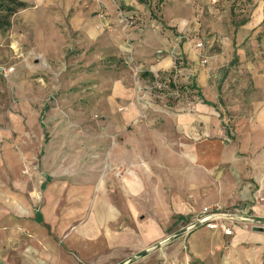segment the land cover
I'll return each instance as SVG.
<instances>
[{
  "label": "crops",
  "instance_id": "1",
  "mask_svg": "<svg viewBox=\"0 0 264 264\" xmlns=\"http://www.w3.org/2000/svg\"><path fill=\"white\" fill-rule=\"evenodd\" d=\"M115 1L124 7L125 14L135 18V25L126 29L124 35L120 31L117 7L110 0H76L77 5L70 8L75 20L68 21L66 26L70 32L76 28L86 38L90 36L88 45L98 42L100 51L106 48L119 59L130 52L143 71L149 68L165 73V69L171 68L173 61L164 55L171 47L187 61L198 60L195 55L192 59L187 57L184 41L177 52L174 34L188 33L190 39L196 40L199 29L209 34L220 31L219 35L213 33L211 40L225 39L233 51L229 67L239 63L244 69L234 79V82L244 80L243 85L239 83L234 102L240 103L235 108V120L230 122L236 137L228 148L210 144V148L203 151L201 142L185 144V137L189 140V137H198L190 128L181 139L187 151L171 150L169 145L161 148L152 145L153 148L145 144V150H119L110 156L104 152L102 162H97V156L86 153L88 163L73 167L50 166L46 158L25 174L24 148L18 144L16 149L10 144V137L2 135L0 264H192L195 259L199 264H233V259L227 255L232 246L235 249L231 252L238 255L242 253L243 244L250 241L258 246L261 243L260 247L264 248V236L253 234L255 231L242 225L233 227L231 237L200 226L181 235L174 246L163 247L140 261L130 262L134 256L169 239L173 225L188 220L191 222L186 223L187 226L195 225L196 219L206 211L234 215L251 212L257 219L264 218V206L257 200L264 196V51L253 57L246 50V46L258 45L260 41L264 47V0H216L213 3L216 5H212V0H163L165 24L152 21L153 12L147 3ZM221 9H226L224 17H228L226 13L231 17L225 24L216 23ZM238 13H243L242 21L236 24ZM109 22L115 28L114 33L98 30L106 28ZM222 29L229 30L230 34ZM85 42L82 39L79 44ZM174 58L177 62L178 58ZM228 75L229 80H226ZM234 76V71L226 69L218 85L222 89L216 94L217 102L208 103L204 101L206 96L202 98L203 88L207 86L205 73H200L199 80L193 84L203 102L199 106L200 114L203 113L199 119L204 137H212L217 131L224 88H229L225 83H231ZM120 89L124 93L123 87ZM123 115L124 122L127 115ZM128 116L134 118L130 113ZM181 122L184 128L185 123ZM243 126L249 129L243 130ZM21 129L25 132L24 126ZM22 137L25 135H19L18 139ZM161 138L146 137L145 141L155 144L162 141ZM101 141L107 146L111 144L106 137ZM107 158L126 167L120 180L111 168L105 167ZM187 226H182L179 232ZM185 236L189 238L186 240ZM183 238L188 243L186 246L182 244ZM216 238H221L220 246ZM229 240L232 245L226 247V243L230 245Z\"/></svg>",
  "mask_w": 264,
  "mask_h": 264
},
{
  "label": "rangeland",
  "instance_id": "2",
  "mask_svg": "<svg viewBox=\"0 0 264 264\" xmlns=\"http://www.w3.org/2000/svg\"><path fill=\"white\" fill-rule=\"evenodd\" d=\"M21 1L27 3L28 7L20 10L10 19V27L0 28V137L2 135L10 137V144L15 147L21 145L24 148L27 167L25 174L33 170L34 164L38 167L39 162L46 158L50 166L73 167L88 163L87 154L98 158H96L98 161L95 158L91 160L102 162L104 152L110 153V156L113 155L112 152L119 150L122 152L130 151L132 148L145 150L147 149L143 147L145 144L160 148L162 145L164 147L169 145L171 150L187 151L181 139L184 131L187 134L190 128L198 137H189L191 140L185 137L187 145L190 142L192 144L201 142L205 146L202 147L203 151L208 150L210 146L228 148L231 145L236 136L230 122L235 120L233 119L235 108L240 105L234 102L241 86L239 83L244 84L242 78L236 82L234 79L244 69L239 63L235 67H229L233 51H230L225 39L221 38L217 40L218 42L211 40L213 33L219 35L220 31L209 34L208 31L199 29L196 40L190 39L188 33H177V36L174 34L173 42L174 46H177L175 47L177 52H180L178 47L184 41L187 57L192 59L195 55L198 60L187 61L184 55H177L171 47L169 51L164 52V55L173 61V66L165 69V73L163 70L156 71L149 68L137 73L136 60L130 52L127 53L128 56L121 55L119 59L117 54L113 56V53H108L106 48L100 51L102 48L98 42L93 46L88 45L90 36L86 38L76 28L70 32L66 25L68 21L72 23L75 20L70 8L72 5H77L76 0L73 2L72 0ZM110 1L117 8L119 6L125 11L120 3L115 0ZM139 1L147 3V6L150 5L154 17L152 21L166 23L162 14L163 0ZM213 1L212 5H216ZM171 7L173 9V6ZM238 9L241 10L240 7ZM106 11L109 12L107 9ZM225 11L226 9L219 11L216 23L225 24L231 19L229 13H226L227 18L223 16ZM209 15L211 14L207 16ZM242 15L243 13L235 15L236 24L242 21ZM211 18L215 16L211 15ZM99 25H101L100 21ZM101 29H105L104 32ZM98 30L112 34L115 28L109 22L106 28L102 27ZM120 31L123 33V30ZM221 31L230 34L229 30ZM235 32L237 36V29ZM82 39L87 42L79 44ZM200 42L204 45L202 50L196 47ZM261 44L260 41L258 45L246 46L247 54L254 57L263 52L264 47ZM172 52L175 54L172 55ZM97 53L100 54L99 57ZM174 56L178 58L177 62ZM200 59L207 60L206 64H202ZM226 69L234 71L235 76L231 79V83H225L229 88H224L225 94L221 105L223 111L221 110V117L218 119L216 133L212 137H204V127L200 125L203 113L200 114L199 111V106H202L203 102L193 84L197 79L199 80L200 73H205L207 86L203 88L202 98L206 96L204 101L208 103L217 102L219 96L217 97L216 94L222 89L218 85ZM226 80H229V75L226 76ZM121 82L123 85L120 84ZM121 86L124 93L121 92ZM129 113L134 118L130 119ZM122 115H127L124 122L121 119ZM183 119L185 121L181 122ZM179 122L185 123V127L183 128ZM22 126L25 132L22 131ZM242 129L249 128L243 126ZM19 135H25V138L18 139ZM104 137L110 140L109 146L101 141ZM146 137L148 139L162 137V141H157L155 144L148 143L145 141ZM193 139L198 142L192 141ZM106 160L105 167L111 168L114 176L120 180L126 167L111 162L113 158ZM263 198L264 196H259L257 199L262 206H264ZM212 212L257 219L251 212L245 215ZM200 217L196 220H200ZM257 221L260 223L256 225L251 223L241 225L249 231H255L253 234L263 237L264 218ZM190 222L188 220L180 225H173L169 232H171L170 237L175 239L170 242H166L168 238L164 239L160 242L164 243L163 246L159 249H150L148 255L160 251L163 247L174 246L175 242L182 238L177 236L180 228ZM189 236L184 238L187 240ZM183 239L182 244L186 246L188 243L186 244V240ZM215 242H219L217 246H220L221 238H216ZM210 243L212 245V240ZM255 243L250 241L249 244H243L241 255L233 254L231 251L235 248L232 246V250L227 254L230 260L233 259L232 263L264 264V248L260 247L261 243L260 246ZM226 244L228 245L226 247L232 245ZM142 258L144 257L137 255L131 258L130 262L140 261ZM192 264L199 262L195 259Z\"/></svg>",
  "mask_w": 264,
  "mask_h": 264
},
{
  "label": "built area",
  "instance_id": "3",
  "mask_svg": "<svg viewBox=\"0 0 264 264\" xmlns=\"http://www.w3.org/2000/svg\"><path fill=\"white\" fill-rule=\"evenodd\" d=\"M213 2H216V0H214ZM117 11L119 13V21L123 32H125L126 29L133 27L135 25V18L133 16L125 14L124 11L121 10L119 6L117 8ZM103 20L106 21V17H103ZM196 47L197 49L202 50L204 45L203 43L200 42L197 43ZM206 62H207L206 60H203L202 64H206ZM135 70L137 71V73H139L140 71L143 72L142 69H140L137 65L135 66ZM262 202L264 204V198L262 199ZM200 218L201 219L198 220L197 223L202 222L203 223L202 226H206L211 231H221L227 237L233 236L234 233L233 227L235 225H241L242 223H251L253 225H256L260 223V221H257V219L253 217L219 215L218 213H213L212 211H206L205 213H203V215ZM193 226L194 225H192L189 228H192Z\"/></svg>",
  "mask_w": 264,
  "mask_h": 264
},
{
  "label": "trees",
  "instance_id": "4",
  "mask_svg": "<svg viewBox=\"0 0 264 264\" xmlns=\"http://www.w3.org/2000/svg\"><path fill=\"white\" fill-rule=\"evenodd\" d=\"M27 7V3L21 0H0V28L7 29L10 27V19Z\"/></svg>",
  "mask_w": 264,
  "mask_h": 264
},
{
  "label": "water",
  "instance_id": "5",
  "mask_svg": "<svg viewBox=\"0 0 264 264\" xmlns=\"http://www.w3.org/2000/svg\"><path fill=\"white\" fill-rule=\"evenodd\" d=\"M202 225H203L202 222H198V223H196L192 228H185V229H183L181 232H179V234H178L177 236L185 235V234L188 233L191 229H193V228H195V227H200V226H202ZM174 239H175V237H170L166 242H170V241H172V240H174ZM163 244H164V243H160V244L156 245L155 247H153V249H159L160 247L163 246ZM148 253H149V251H145L144 253H142V254L140 255V257H145V256L148 255ZM134 259H136V258H134Z\"/></svg>",
  "mask_w": 264,
  "mask_h": 264
},
{
  "label": "bare ground",
  "instance_id": "6",
  "mask_svg": "<svg viewBox=\"0 0 264 264\" xmlns=\"http://www.w3.org/2000/svg\"><path fill=\"white\" fill-rule=\"evenodd\" d=\"M169 62V61H168Z\"/></svg>",
  "mask_w": 264,
  "mask_h": 264
}]
</instances>
